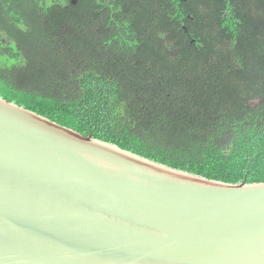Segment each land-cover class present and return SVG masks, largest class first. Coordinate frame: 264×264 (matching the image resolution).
<instances>
[{"label":"trees","instance_id":"obj_1","mask_svg":"<svg viewBox=\"0 0 264 264\" xmlns=\"http://www.w3.org/2000/svg\"><path fill=\"white\" fill-rule=\"evenodd\" d=\"M0 0V97L226 183L264 182V0Z\"/></svg>","mask_w":264,"mask_h":264},{"label":"water","instance_id":"obj_2","mask_svg":"<svg viewBox=\"0 0 264 264\" xmlns=\"http://www.w3.org/2000/svg\"><path fill=\"white\" fill-rule=\"evenodd\" d=\"M0 264H264V182L175 169L0 97Z\"/></svg>","mask_w":264,"mask_h":264},{"label":"rangeland","instance_id":"obj_3","mask_svg":"<svg viewBox=\"0 0 264 264\" xmlns=\"http://www.w3.org/2000/svg\"><path fill=\"white\" fill-rule=\"evenodd\" d=\"M66 1H67L68 3H73V2H74V0H64L63 3L66 2Z\"/></svg>","mask_w":264,"mask_h":264},{"label":"flooded vegetation","instance_id":"obj_4","mask_svg":"<svg viewBox=\"0 0 264 264\" xmlns=\"http://www.w3.org/2000/svg\"><path fill=\"white\" fill-rule=\"evenodd\" d=\"M74 2H75V0H74Z\"/></svg>","mask_w":264,"mask_h":264}]
</instances>
